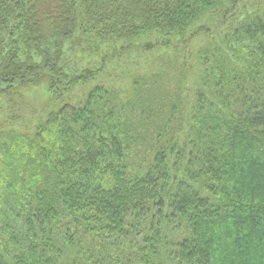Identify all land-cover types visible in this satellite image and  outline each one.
<instances>
[{"label":"trees","instance_id":"obj_1","mask_svg":"<svg viewBox=\"0 0 264 264\" xmlns=\"http://www.w3.org/2000/svg\"><path fill=\"white\" fill-rule=\"evenodd\" d=\"M0 116V264H264V0H0Z\"/></svg>","mask_w":264,"mask_h":264},{"label":"rangeland","instance_id":"obj_2","mask_svg":"<svg viewBox=\"0 0 264 264\" xmlns=\"http://www.w3.org/2000/svg\"><path fill=\"white\" fill-rule=\"evenodd\" d=\"M162 52L159 53H155L153 57H149L148 59H144L143 57H139L136 55H133L134 57H132V62H122L120 67L115 66L114 68L111 67L110 72L107 74V76L99 78L97 81L99 82L100 80L103 81L104 84H107L108 86H111L113 88H120L123 87L124 83L126 82V78L125 76H123V68H128V73L133 72L134 70H138L139 68H146V69H153V68H157L158 66L163 65L164 63H166L168 61L167 59V55H163V59H165L164 61H161L159 59V57H161ZM85 55V56H84ZM139 57V58H138ZM77 68H81L87 64H89V66H95L97 64V58L95 57H89L87 54H78L77 58ZM136 61V62H135ZM129 64V65H126ZM166 67V66H164ZM78 90V89H76ZM76 97L78 98L80 96L79 92H75ZM27 99L30 100V103L32 106H34L35 108H38V105L42 102V100H46L47 96L41 92V90H37L34 91L32 90L31 92L28 91L27 94ZM0 120H1V116H0Z\"/></svg>","mask_w":264,"mask_h":264}]
</instances>
